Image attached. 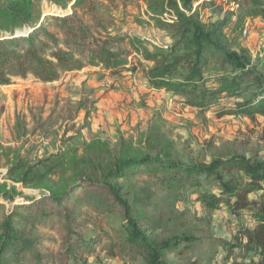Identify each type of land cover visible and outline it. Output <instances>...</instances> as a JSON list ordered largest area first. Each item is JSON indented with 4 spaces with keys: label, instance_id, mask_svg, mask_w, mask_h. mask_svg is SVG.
Instances as JSON below:
<instances>
[{
    "label": "trees",
    "instance_id": "trees-1",
    "mask_svg": "<svg viewBox=\"0 0 264 264\" xmlns=\"http://www.w3.org/2000/svg\"><path fill=\"white\" fill-rule=\"evenodd\" d=\"M104 1L57 0L73 12L43 20L42 0H0V85L29 75L54 83L66 72L88 66L121 72L127 65L125 53L112 46L129 41L134 53L151 64L143 70L149 87L166 90L190 107L210 108L219 118L264 116V72L248 50L228 45L223 29L230 19L214 20L222 9L215 0H205L195 10L201 0ZM228 1L247 9L232 23L235 31L241 32L248 19L264 21L263 0ZM116 4L133 7L135 24L168 32L170 42L152 50L137 36L111 31L114 16L107 20L101 13ZM207 8L212 11L205 13ZM24 31L27 36H16ZM98 145L97 160L74 159L70 174L58 181L51 176L62 162L51 165L52 158L36 164L17 159L0 173V264H87L94 255L125 263L172 264L169 256L181 258L196 237L158 234L163 218L154 214L160 207L154 200L156 186L190 188L210 212L224 205L235 217L248 214L251 226L238 223L236 235L221 240L223 260L264 264V161L234 154L211 163L185 162L159 137L144 148L121 143L111 150L94 142L90 149ZM202 177L215 178L220 186L197 190ZM14 183L42 185L44 190L26 195ZM256 193L262 194L250 198Z\"/></svg>",
    "mask_w": 264,
    "mask_h": 264
},
{
    "label": "rangeland",
    "instance_id": "rangeland-1",
    "mask_svg": "<svg viewBox=\"0 0 264 264\" xmlns=\"http://www.w3.org/2000/svg\"><path fill=\"white\" fill-rule=\"evenodd\" d=\"M203 1L196 4L194 10ZM215 1L222 9L214 20L231 21L223 29L228 45L237 51L248 50L253 63L264 72V21L248 19L242 31L237 32L232 23L247 9L228 0ZM210 11L207 8L204 12ZM67 12H73L71 6L65 11L57 0H42L43 20L54 15L64 16ZM101 14L107 20L110 19L108 15L114 16L111 31L137 36L147 48L154 50L170 42L168 32L135 24L138 12L133 7L116 4ZM27 35L26 31L16 34ZM112 48L125 53L127 65L121 72L88 66L80 71L66 72L62 80L54 83H45L29 75L13 78L10 85H0V173L17 159L36 164L52 158L51 165L62 162L58 173L51 176L58 181L70 174L74 159H98L101 146L91 150L94 142L106 143L111 150L120 149L121 143L144 148L156 137L171 146L185 162L194 158L211 163L234 154L264 161V116L252 119L242 114H229L219 118L210 108L190 107L178 96L148 86L143 70L151 64L134 53L129 41ZM39 170L44 172V167L39 166ZM141 178L146 180V177ZM121 183L126 185L127 181ZM14 185L26 195L44 190L42 185L35 188ZM219 186L215 178L206 181L202 177L197 190L218 189ZM155 192L154 200L160 207L154 214H161L163 218V228L158 234L168 237L186 232L196 237L181 258L174 254L169 256L172 264L179 261L225 264L221 240L235 236L238 223L252 225L248 214L235 217L224 205L208 211L190 188L178 191L156 186ZM260 194L250 195V198H259ZM101 259L102 255L91 256L87 264H143Z\"/></svg>",
    "mask_w": 264,
    "mask_h": 264
}]
</instances>
